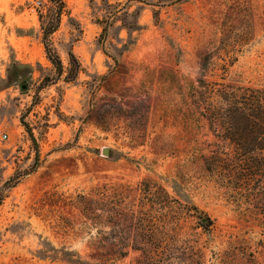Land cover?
<instances>
[{
  "label": "rangeland",
  "instance_id": "374dc122",
  "mask_svg": "<svg viewBox=\"0 0 264 264\" xmlns=\"http://www.w3.org/2000/svg\"><path fill=\"white\" fill-rule=\"evenodd\" d=\"M107 1L63 0L50 38L57 79L40 21L55 6L0 0V193L40 156L36 172L4 190L0 264H69L66 253L93 263L104 252L109 264H138L145 232L165 240L157 260L169 264H264V225L206 169L223 140L194 110L191 88L224 82L219 67H201L219 49L214 62L237 60L227 83L264 89V0ZM71 53L80 69L67 82ZM102 187L99 220L91 201Z\"/></svg>",
  "mask_w": 264,
  "mask_h": 264
},
{
  "label": "trees",
  "instance_id": "16d2710c",
  "mask_svg": "<svg viewBox=\"0 0 264 264\" xmlns=\"http://www.w3.org/2000/svg\"><path fill=\"white\" fill-rule=\"evenodd\" d=\"M48 1L55 6L56 11L47 23L40 16L43 44L46 58L55 68L57 79H60L64 74V68L59 55L52 48L50 38L60 28L65 4L63 0ZM103 1L108 2L107 0ZM112 15L115 20L118 19L115 13ZM109 22L103 27L104 36L108 33ZM136 27L137 24H134L128 29L132 30ZM218 53L219 49L209 50L201 67L204 72L212 66L219 67L223 71L224 77L221 79L224 82H208L202 78L198 80V86L191 85L194 110L208 122L210 130L214 134H218L223 140V146L214 151L211 158L205 159L206 169L211 174L218 176L228 190H237L242 200L250 203L252 213L264 225V89L227 83V72L237 60L235 58H230V60L221 59L223 64H218L214 62V58ZM70 55L73 66L67 75V82L72 81L70 75L77 74L80 69L77 65V69L74 70L76 59L72 53ZM45 86L46 84H44ZM25 127L32 137L31 130L27 125ZM32 141L37 147L34 138H32ZM39 166L40 156L37 151L32 169L23 175H15L5 184L0 193V205L4 200V190L17 187L24 176L36 172ZM91 202L92 206L97 207L96 211L102 213L96 215V218L102 219L105 216L104 214L108 212L109 194L107 187L95 190ZM187 207L190 214L200 218L201 227L205 231H210L213 225L211 218L191 201L188 202ZM145 234L139 241H136L139 244V246H135L138 247L136 249L143 252L138 264H169V259L157 260L160 259L161 255L159 252L167 247L165 240L154 232L150 234L145 232ZM107 240L108 238H104L100 242L103 243ZM70 256L72 255L66 253L64 260L69 264H109L113 257L109 252H104L97 256L92 263L84 261L80 256H77L76 260H73ZM126 257L127 254L116 256L119 260Z\"/></svg>",
  "mask_w": 264,
  "mask_h": 264
},
{
  "label": "water",
  "instance_id": "95a60500",
  "mask_svg": "<svg viewBox=\"0 0 264 264\" xmlns=\"http://www.w3.org/2000/svg\"><path fill=\"white\" fill-rule=\"evenodd\" d=\"M25 88L26 87L23 86V90H25ZM103 154H104V156H109L110 152H109V150L106 149V150H104V153Z\"/></svg>",
  "mask_w": 264,
  "mask_h": 264
},
{
  "label": "built area",
  "instance_id": "2783aa9c",
  "mask_svg": "<svg viewBox=\"0 0 264 264\" xmlns=\"http://www.w3.org/2000/svg\"><path fill=\"white\" fill-rule=\"evenodd\" d=\"M4 139H7V136H4Z\"/></svg>",
  "mask_w": 264,
  "mask_h": 264
}]
</instances>
